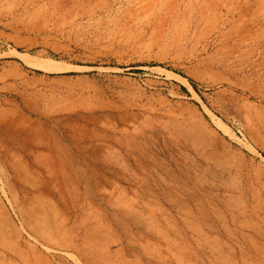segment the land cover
Instances as JSON below:
<instances>
[{
    "label": "rangeland",
    "instance_id": "rangeland-1",
    "mask_svg": "<svg viewBox=\"0 0 264 264\" xmlns=\"http://www.w3.org/2000/svg\"><path fill=\"white\" fill-rule=\"evenodd\" d=\"M0 264H264V0H0Z\"/></svg>",
    "mask_w": 264,
    "mask_h": 264
},
{
    "label": "bare ground",
    "instance_id": "bare-ground-1",
    "mask_svg": "<svg viewBox=\"0 0 264 264\" xmlns=\"http://www.w3.org/2000/svg\"><path fill=\"white\" fill-rule=\"evenodd\" d=\"M72 246V245H71ZM74 247V246H73ZM69 249H71V248H69ZM72 254V253H71Z\"/></svg>",
    "mask_w": 264,
    "mask_h": 264
}]
</instances>
